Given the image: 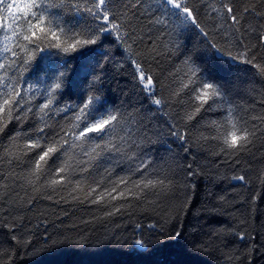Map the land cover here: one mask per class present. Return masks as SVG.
I'll list each match as a JSON object with an SVG mask.
<instances>
[{
	"label": "trees",
	"instance_id": "trees-1",
	"mask_svg": "<svg viewBox=\"0 0 264 264\" xmlns=\"http://www.w3.org/2000/svg\"><path fill=\"white\" fill-rule=\"evenodd\" d=\"M37 2L46 17L39 26L0 12L7 17L0 23V264H264V0H233L242 14L235 36L223 30L231 20L212 12L217 0H195L206 5L201 22L210 35L183 27L179 51L176 33L154 23L157 0L139 8L110 0L124 42L103 33L97 45L68 53L62 49L73 34L97 26L76 11L91 0ZM188 55L202 80L224 86L204 107L196 99L202 84L189 82ZM133 60L153 78L154 97ZM97 95L90 120L107 110L121 120L105 137L114 150L102 156L95 134L76 139L84 99ZM5 99L12 104L3 106ZM232 124L256 133L235 155L222 151ZM51 144L57 152L38 171L35 161ZM142 160L147 170L137 171ZM145 176L163 184L145 189L136 183ZM118 192L125 195L111 199Z\"/></svg>",
	"mask_w": 264,
	"mask_h": 264
},
{
	"label": "snow or ice",
	"instance_id": "snow-or-ice-1",
	"mask_svg": "<svg viewBox=\"0 0 264 264\" xmlns=\"http://www.w3.org/2000/svg\"><path fill=\"white\" fill-rule=\"evenodd\" d=\"M110 0H91V7L85 6L81 8L80 6L76 7L77 12L87 13L89 16L92 17L93 22L96 23V27L90 30L84 31L79 34H73L74 42L69 44L67 47L62 49L63 52H76L81 49V46L87 48L89 46L97 45L101 39V34L103 33H116V38L124 42V35L121 34V27L122 25L115 23V15L110 14V10L108 8ZM143 0H135V4L133 7L139 8L142 5ZM218 5V6H217ZM206 5L201 2L199 7L196 5L195 0H157V7L155 12L152 13L153 16H156L154 23L162 27L164 31H167L169 35L172 33H176L177 35V51H179V36L180 30L185 26L194 27L198 32L207 39L210 35L209 31H206L205 26H203L201 22V9L204 8ZM42 8V4L38 3L37 0H26L23 4L15 2L6 3L5 0H0V12L7 11V17H11L13 19H19L21 14L24 17H28L30 19H34L37 22V26L43 23L46 19L44 12L40 9ZM212 12L216 14V16L221 20L224 21L226 18L231 20V25L227 29H223V25L220 27L225 31V35H228L229 32L235 36L236 32L240 31V21L242 19V14H238V9L234 6L233 0H217V3L212 6ZM249 11L248 8L244 9V13ZM158 14V15H157ZM259 14V13H257ZM7 17L0 16V23L3 22L4 19ZM174 18V19H173ZM49 23H51L49 21ZM31 27V25H30ZM40 31L47 35L45 29L41 28ZM49 31H51L49 29ZM55 36V33H52ZM239 42H243V37H237ZM260 41L264 43V36L259 37ZM25 41L31 40L30 36H24ZM54 47H59L58 44L53 45ZM208 46L212 49H216L219 52H224L225 49L219 46L215 42H211ZM23 50V49H22ZM16 53H13L15 56ZM227 56L233 58L234 60L236 57H233L232 52L228 51ZM32 57L29 55L26 59H23L22 71H27V66L29 61ZM255 60L253 57L252 60L246 61L249 64H252ZM135 65L137 71L139 72V80L144 83L146 82V87L148 92L154 97V93L152 92V85L154 83L153 78L151 76H145L144 70L141 68L140 64L137 63L135 60L132 61ZM186 65H189L188 71L190 72L189 82L193 85L200 86L202 84V95H198L196 97L197 100L201 101V107L212 98L218 97L222 94L221 90L223 89V85L215 82L213 80L208 79H201V75H199L200 69L198 66L195 65L193 62L192 56L188 55L186 60L184 61ZM261 71H264V67L261 68ZM61 82L54 83L52 85V89H60L62 87V75L61 77L57 78ZM195 90V89H194ZM19 95V93H17ZM98 99L97 96H88L84 99L83 107L80 109V116L77 119H83L84 126L81 131H79V135L76 139H88L90 135L95 134V139L104 141L102 144H96V149H101L100 152H97V156H102L103 151H113V146L111 143L105 140V137L110 135L112 129L115 128L116 125L120 124V116L115 112H111L107 110L106 114H103L99 118L95 119L94 121L90 120V111ZM152 102L155 105H160L162 100L159 98H153ZM213 102H215L213 100ZM12 104V99H5L3 101V106H9ZM210 106V105H209ZM0 111H3V107H0ZM196 111H200V108H197ZM195 115V112L191 115H188L187 119L191 120L192 116ZM233 113L229 110L228 113V120L229 123L232 122ZM237 123L239 121L237 120ZM233 130L229 131L224 138V148L222 151L231 150L228 154L235 155L241 151H246L245 145H248L254 139L256 133L254 130L248 129L244 125L240 126V129L236 130V124H232ZM3 131V128H0V132ZM42 131V130H41ZM181 140L184 139L183 136L179 137ZM31 148L39 147V144L36 142H32L30 145ZM118 151V149H116ZM57 152V147L54 144L49 145L45 151H43L39 158L35 161V167L39 171L41 170L48 162L49 157ZM148 165V161L142 160L139 164L140 169H144L145 171L146 166ZM62 171V169H57V172ZM63 179V177H62ZM238 179L243 180L244 177L241 176ZM53 183H57V181H53ZM121 184L124 183L123 180L120 181ZM138 185H141L143 188H149L150 186H154L157 184H163V181H157L148 178L145 176L141 181L136 182ZM112 192H117L116 188L111 189ZM132 193L129 192L128 195ZM124 192H118L117 195L111 196V199L116 200L118 197L124 196ZM101 199L100 196L97 197V201ZM118 210V209H117ZM181 233H177V236H180ZM243 238V237H242ZM137 245H142V240L136 241Z\"/></svg>",
	"mask_w": 264,
	"mask_h": 264
}]
</instances>
